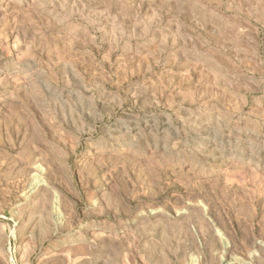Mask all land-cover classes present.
<instances>
[{"label": "rangeland", "instance_id": "obj_1", "mask_svg": "<svg viewBox=\"0 0 264 264\" xmlns=\"http://www.w3.org/2000/svg\"><path fill=\"white\" fill-rule=\"evenodd\" d=\"M262 166L264 0H0V264H264Z\"/></svg>", "mask_w": 264, "mask_h": 264}, {"label": "bare ground", "instance_id": "obj_2", "mask_svg": "<svg viewBox=\"0 0 264 264\" xmlns=\"http://www.w3.org/2000/svg\"><path fill=\"white\" fill-rule=\"evenodd\" d=\"M258 165H261L260 162L258 163ZM264 167V166H262ZM34 175H33V179L30 185V192L31 193H36L38 192L40 189L44 188L46 186L45 181L42 179V175L44 174V169L41 168L40 166H36L34 168ZM154 214H158L157 211L154 212ZM54 216L58 218V213L57 211L54 212ZM221 239V237H220ZM234 263H239L238 259H234L233 260ZM187 264H197L196 259H191Z\"/></svg>", "mask_w": 264, "mask_h": 264}]
</instances>
